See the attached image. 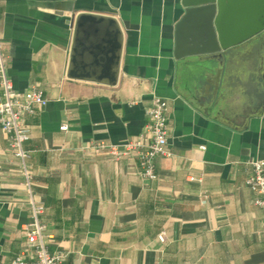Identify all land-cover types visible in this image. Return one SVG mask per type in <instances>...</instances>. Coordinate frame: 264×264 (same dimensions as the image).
Returning <instances> with one entry per match:
<instances>
[{
  "label": "crops",
  "instance_id": "0c3cea01",
  "mask_svg": "<svg viewBox=\"0 0 264 264\" xmlns=\"http://www.w3.org/2000/svg\"><path fill=\"white\" fill-rule=\"evenodd\" d=\"M121 37L114 86L94 81ZM179 0H0V41L16 91L45 107L25 117L31 197L63 264H264V214L244 181L264 161V35L217 60L173 56ZM76 39L77 78H68ZM153 97L168 103L155 179L100 144L137 137ZM66 125L65 130H59ZM28 193L0 130V264L24 248ZM163 233L164 241L158 240Z\"/></svg>",
  "mask_w": 264,
  "mask_h": 264
},
{
  "label": "built area",
  "instance_id": "2783aa9c",
  "mask_svg": "<svg viewBox=\"0 0 264 264\" xmlns=\"http://www.w3.org/2000/svg\"><path fill=\"white\" fill-rule=\"evenodd\" d=\"M46 103L43 91L37 86H30L22 92L14 89L7 75V57L0 41V130L7 135L9 151L19 161L20 172L27 187L29 206V221L21 227L25 236L24 248L11 264H63L66 256L61 251H49V236L42 219L44 208L33 201L29 190L31 175L27 160L30 153L24 148L29 137V127L25 123V117L37 113ZM167 114V101L153 97L145 110L146 121L137 137L123 145L100 144L95 148L116 158L136 156L140 175L146 179H155V160L171 155L167 148ZM66 128V125H62L59 130ZM244 184L254 194L253 205L264 214V161L248 162ZM157 238L163 242V233Z\"/></svg>",
  "mask_w": 264,
  "mask_h": 264
},
{
  "label": "water",
  "instance_id": "95a60500",
  "mask_svg": "<svg viewBox=\"0 0 264 264\" xmlns=\"http://www.w3.org/2000/svg\"><path fill=\"white\" fill-rule=\"evenodd\" d=\"M182 10L175 24L173 56L178 61L217 60L264 35V0H179ZM104 21L114 36L108 69L92 80L114 86L117 81L121 37L117 23L109 17L81 14L75 20L74 37L80 21ZM75 39V38H74ZM76 39L71 48L68 78H77Z\"/></svg>",
  "mask_w": 264,
  "mask_h": 264
}]
</instances>
